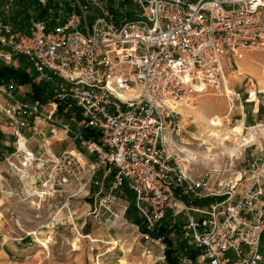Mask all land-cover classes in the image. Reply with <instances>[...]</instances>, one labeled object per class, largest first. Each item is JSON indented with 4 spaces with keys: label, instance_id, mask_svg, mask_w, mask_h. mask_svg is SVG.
<instances>
[{
    "label": "built area",
    "instance_id": "1",
    "mask_svg": "<svg viewBox=\"0 0 264 264\" xmlns=\"http://www.w3.org/2000/svg\"><path fill=\"white\" fill-rule=\"evenodd\" d=\"M131 1L119 18L104 0H73L63 23L48 29L37 20L29 33L0 20L1 45L25 56L39 75L63 79L47 103L21 97L14 82L0 84V110L16 138L6 158L22 195H89L95 184L91 214L115 224L125 219L128 189L144 254L165 258L156 232L171 212L183 219L184 238L199 250L201 264H264V166L195 173L196 156L180 140L173 106L209 90L240 98L229 77L245 52L264 50V0ZM60 101L65 110L76 107L70 120L56 114ZM41 120L85 151L30 149L24 129L40 133ZM83 124L97 138L85 137Z\"/></svg>",
    "mask_w": 264,
    "mask_h": 264
},
{
    "label": "rangeland",
    "instance_id": "2",
    "mask_svg": "<svg viewBox=\"0 0 264 264\" xmlns=\"http://www.w3.org/2000/svg\"><path fill=\"white\" fill-rule=\"evenodd\" d=\"M104 1L114 7L121 2ZM123 8L127 7L123 5ZM87 12L92 21L91 10ZM7 54L10 58L5 57ZM20 56L0 44V60L19 67L23 64ZM24 63H29L25 57ZM235 67L229 77V86L237 90L240 98L209 90L198 95L194 102L181 106L185 115L176 108L181 126L179 137L185 148L196 156L194 170L197 174L205 168L235 166L241 169L252 163L264 166V109L261 105L255 115L251 111L259 98L264 97V50L245 52L237 59ZM27 71L34 72L30 65ZM42 78L47 76L38 75L35 81ZM27 89H30L28 85L19 86L21 97H25ZM251 92L256 95L251 96ZM207 97L213 98L218 107L204 103ZM203 114L208 118L221 116L224 124L221 127L208 125V129L219 130L222 137L228 138L216 141L211 137L207 138L210 144H201L203 124L207 123ZM6 124L11 125L10 119L0 110V126H8ZM237 125L243 127L239 135L233 131ZM7 134L12 137L13 149L16 138L14 133ZM0 138L3 139L2 134ZM234 148L237 151L232 155L230 151ZM6 157L4 151H0V264H165V258L157 259L143 253L147 244L135 223L126 216L123 222L115 225L110 221L100 223L93 217L94 188L89 195H71L67 191L45 200L26 198L20 191L19 175ZM94 187L97 188L95 184ZM129 195L130 202L135 205L133 193ZM67 200L70 205L63 208ZM98 234L104 236V241L97 238ZM155 253H161L158 246ZM192 264L201 263L195 259Z\"/></svg>",
    "mask_w": 264,
    "mask_h": 264
},
{
    "label": "trees",
    "instance_id": "3",
    "mask_svg": "<svg viewBox=\"0 0 264 264\" xmlns=\"http://www.w3.org/2000/svg\"><path fill=\"white\" fill-rule=\"evenodd\" d=\"M72 3L73 0H47L45 4L41 3L40 0H0V20L10 24L15 31L20 33H29L33 22L37 20L46 21L47 28L52 29L65 21L68 14L73 10ZM123 5L127 8L132 7V1L121 0L118 7L110 6L119 18L124 15ZM127 17L134 18L135 16L127 11ZM21 56L23 64L19 67L0 60V84L14 82L17 87L28 85L30 89H27L24 98L30 101L39 100L47 103L56 99L63 79L57 75L49 74L47 78L35 81V77L39 74L35 70H33V73L28 72L27 67L31 64L24 63L25 56ZM66 104L67 102L60 101L56 114L70 120L71 113L76 110V107L65 110ZM76 114L78 120H81L82 116L79 110L76 111ZM80 129L85 137L97 138V133L92 128L83 124ZM4 149L9 152L13 151L11 147L5 146L4 148L0 144V151H4ZM125 192L128 193L127 196L129 197L131 191L126 189ZM126 217L134 223L140 221L135 211V205L131 202ZM183 223V219L168 212L158 227L156 235L160 236L165 244V264H183V258L195 260L200 253L184 238Z\"/></svg>",
    "mask_w": 264,
    "mask_h": 264
},
{
    "label": "crops",
    "instance_id": "4",
    "mask_svg": "<svg viewBox=\"0 0 264 264\" xmlns=\"http://www.w3.org/2000/svg\"><path fill=\"white\" fill-rule=\"evenodd\" d=\"M263 106L264 109V97L259 98V102L256 103V105L253 107L251 110L252 113L258 114L260 111V106ZM261 115V113H260ZM264 117V116H263ZM11 125L6 124L8 126H0V135H3V139L0 140V144L5 148L10 146L13 142V140L10 138V136L7 133H14L15 131V126L13 123L10 121ZM39 128H40V133H33L32 128H25L24 129V134L27 137V143L28 147L32 150H34L36 153H41L45 149H51L52 151H55L57 153L62 152L64 150H71V149H78L81 151H85V149L80 145L79 142L75 141L68 133H66L64 130L60 128H55L52 130V127L50 126L49 123L46 121L41 120L39 122ZM15 137V135H14ZM10 139V140H9ZM12 140V142H11ZM30 144V145H29ZM13 147V146H12ZM15 148V146H14ZM13 148V150H14ZM7 149H4V155L5 157L10 154ZM9 171V170H8ZM94 191L97 190V188L93 187ZM90 208V206H89ZM127 220H129L126 217ZM132 221V220H130ZM137 223H135L136 225ZM115 225V224H113ZM99 237H97L100 241H104V236H101V234H98ZM15 247V246H14Z\"/></svg>",
    "mask_w": 264,
    "mask_h": 264
},
{
    "label": "bare ground",
    "instance_id": "5",
    "mask_svg": "<svg viewBox=\"0 0 264 264\" xmlns=\"http://www.w3.org/2000/svg\"><path fill=\"white\" fill-rule=\"evenodd\" d=\"M243 57V56H242ZM240 57V58H242ZM203 102H208L210 106H217L216 102L214 101L213 98H205L203 100ZM184 103H176V104H173L174 107L178 108L182 114L185 115V113L183 112V110L181 109V106H183ZM203 118H205V120L207 121V123L203 124V133H202V137L201 139L203 140L201 144H210V143H207V141L213 137L216 141H219V140H224L225 138H228V136H225V137H222V134L219 130H215V129H208V125L209 126H213V127H221L224 122H223V118L219 115H215L213 118H208L205 114H203ZM242 126L241 125H237L233 131L235 132V135H239L241 134V131H242ZM209 138V139H207ZM198 139V138H196ZM237 151V149H232L230 152L231 154H235V152ZM205 156H209V154H205ZM43 245L44 246H48L46 242H43Z\"/></svg>",
    "mask_w": 264,
    "mask_h": 264
}]
</instances>
